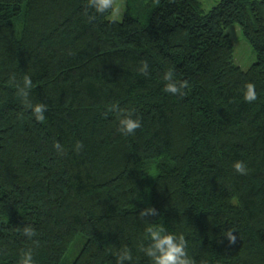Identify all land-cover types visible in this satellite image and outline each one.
<instances>
[{"label": "trees", "instance_id": "16d2710c", "mask_svg": "<svg viewBox=\"0 0 264 264\" xmlns=\"http://www.w3.org/2000/svg\"><path fill=\"white\" fill-rule=\"evenodd\" d=\"M110 13L0 0V264L25 251L61 264L78 238L70 264L126 252L123 264H149L145 227L161 223L185 235L194 264H264V0L207 12L127 0L122 20ZM234 23L256 54L245 70ZM126 117L140 121L129 134Z\"/></svg>", "mask_w": 264, "mask_h": 264}, {"label": "clouds", "instance_id": "9594fccd", "mask_svg": "<svg viewBox=\"0 0 264 264\" xmlns=\"http://www.w3.org/2000/svg\"><path fill=\"white\" fill-rule=\"evenodd\" d=\"M91 6L96 11L104 13L106 10H111V15L119 16L120 7L115 3V0H91ZM25 83L31 85V78H25ZM169 91H175L174 85H168ZM244 99L252 101L256 99V91L254 85L248 83L245 86ZM45 105L37 103L32 105L33 111L37 114L38 119L43 118L42 109ZM121 131L125 134L132 133L134 129L140 126L138 119L126 117L120 121ZM234 169L239 173L246 171L245 163L241 160L233 162ZM145 210H142L144 214ZM153 216L157 214L154 207L146 209ZM24 231L31 234L30 228H25ZM147 243H142L141 250L147 256L149 264H194L193 257L189 254L188 240L182 232L170 231L163 223L158 226L151 224L146 225ZM230 241H234L235 237L232 234H227ZM124 260H131L130 253L126 252L119 258V264H123ZM20 264H35L31 251H25L21 258Z\"/></svg>", "mask_w": 264, "mask_h": 264}, {"label": "rangeland", "instance_id": "374dc122", "mask_svg": "<svg viewBox=\"0 0 264 264\" xmlns=\"http://www.w3.org/2000/svg\"><path fill=\"white\" fill-rule=\"evenodd\" d=\"M127 0H115V3L120 7L119 16L114 17L111 15L108 16L109 19L120 21L123 19L125 14ZM202 9L207 12L211 7L217 2V0H200ZM225 32L229 34L234 45V62L240 66L243 70L248 69L251 64L256 60V54L250 44L245 40L240 26L237 23L231 24L226 27ZM82 240L78 238L73 245L69 248L68 252L63 258L61 264H70L73 258L75 257L77 250L82 245Z\"/></svg>", "mask_w": 264, "mask_h": 264}]
</instances>
